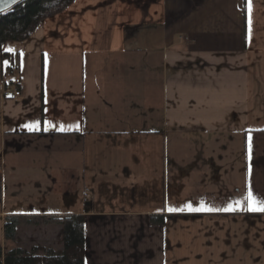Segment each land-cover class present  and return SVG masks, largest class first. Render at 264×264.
<instances>
[{"label":"crops","instance_id":"crops-1","mask_svg":"<svg viewBox=\"0 0 264 264\" xmlns=\"http://www.w3.org/2000/svg\"><path fill=\"white\" fill-rule=\"evenodd\" d=\"M3 50L4 251L71 213L85 264H264V0H74Z\"/></svg>","mask_w":264,"mask_h":264},{"label":"trees","instance_id":"trees-1","mask_svg":"<svg viewBox=\"0 0 264 264\" xmlns=\"http://www.w3.org/2000/svg\"><path fill=\"white\" fill-rule=\"evenodd\" d=\"M74 0H24L12 9L0 14V54L9 41L27 40L46 18L62 12ZM167 215H151L152 224H163ZM54 223L62 227V248L50 246L19 245L4 251L0 244V264H85V218L82 214L20 215L4 217L5 239L15 242L17 227L21 224L38 225Z\"/></svg>","mask_w":264,"mask_h":264},{"label":"built area","instance_id":"built-area-1","mask_svg":"<svg viewBox=\"0 0 264 264\" xmlns=\"http://www.w3.org/2000/svg\"><path fill=\"white\" fill-rule=\"evenodd\" d=\"M23 86V80L21 76L16 75L12 77L10 80L5 82L3 87V94L7 97L18 98L21 96ZM1 189V182H0Z\"/></svg>","mask_w":264,"mask_h":264},{"label":"water","instance_id":"water-1","mask_svg":"<svg viewBox=\"0 0 264 264\" xmlns=\"http://www.w3.org/2000/svg\"><path fill=\"white\" fill-rule=\"evenodd\" d=\"M22 1L24 0H16V2L13 3L11 0H0V8H3V11H0V14L12 9Z\"/></svg>","mask_w":264,"mask_h":264},{"label":"snow or ice","instance_id":"snow-or-ice-1","mask_svg":"<svg viewBox=\"0 0 264 264\" xmlns=\"http://www.w3.org/2000/svg\"><path fill=\"white\" fill-rule=\"evenodd\" d=\"M11 2H16V0H11ZM0 11H3V8H0ZM9 51H11V49H9ZM64 130V129H62ZM249 199L252 200L253 198L251 197V194L249 195ZM169 211H176L177 209H173V208H169ZM196 211L202 210V209H193ZM253 211L259 210V211H264V203H260L259 206H256V202L253 200V207H252Z\"/></svg>","mask_w":264,"mask_h":264},{"label":"rangeland","instance_id":"rangeland-1","mask_svg":"<svg viewBox=\"0 0 264 264\" xmlns=\"http://www.w3.org/2000/svg\"><path fill=\"white\" fill-rule=\"evenodd\" d=\"M59 236L62 238V233L59 234ZM49 237V236H48ZM53 238V234L51 233L49 239H52ZM56 250V249H55Z\"/></svg>","mask_w":264,"mask_h":264}]
</instances>
